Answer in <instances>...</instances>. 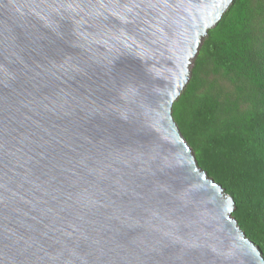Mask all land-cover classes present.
<instances>
[{
  "label": "water",
  "instance_id": "95a60500",
  "mask_svg": "<svg viewBox=\"0 0 264 264\" xmlns=\"http://www.w3.org/2000/svg\"><path fill=\"white\" fill-rule=\"evenodd\" d=\"M234 0H0V264H264L173 116Z\"/></svg>",
  "mask_w": 264,
  "mask_h": 264
},
{
  "label": "trees",
  "instance_id": "16d2710c",
  "mask_svg": "<svg viewBox=\"0 0 264 264\" xmlns=\"http://www.w3.org/2000/svg\"><path fill=\"white\" fill-rule=\"evenodd\" d=\"M173 116L264 257V0H234L210 30Z\"/></svg>",
  "mask_w": 264,
  "mask_h": 264
}]
</instances>
